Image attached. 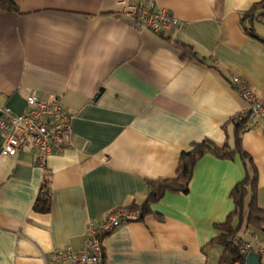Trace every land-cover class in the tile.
Listing matches in <instances>:
<instances>
[{
    "label": "crops",
    "instance_id": "1",
    "mask_svg": "<svg viewBox=\"0 0 264 264\" xmlns=\"http://www.w3.org/2000/svg\"><path fill=\"white\" fill-rule=\"evenodd\" d=\"M0 10V106L15 112L26 99L62 96L73 115L69 146L37 162L34 150L0 155V264H47L53 250H80L89 222L142 204L149 182L175 176L194 142L235 143L233 118L248 103L231 77L264 100V43L242 16L259 0H154L186 21L180 32L138 27L123 0H13ZM254 29L264 37V17ZM175 41L201 60L185 59ZM4 136L0 132V152ZM258 173L264 208V121L242 133ZM246 176L238 154H205L187 195L167 193L143 220L121 225L103 242L106 264H218L214 240L234 210L230 196ZM45 183L51 208L35 211ZM264 264V230L243 225Z\"/></svg>",
    "mask_w": 264,
    "mask_h": 264
},
{
    "label": "built area",
    "instance_id": "2",
    "mask_svg": "<svg viewBox=\"0 0 264 264\" xmlns=\"http://www.w3.org/2000/svg\"><path fill=\"white\" fill-rule=\"evenodd\" d=\"M119 4L122 12L131 16L138 27L156 33L180 32L185 28V20L169 9L158 6L154 0H123ZM231 83L248 103L247 110L238 114V120H243L246 116L250 125H259L264 121V100L245 79L232 76ZM72 120L73 115L65 110L62 96L45 101L34 94L29 95L26 109L22 113L15 112L9 106H0V132L4 136L0 155L13 157L20 150H34L37 162L45 167L49 155L60 153L69 146ZM140 216L139 209L118 208L100 223L89 222L85 246L80 250H53L46 258L47 264H106L104 239L121 225L138 221ZM232 242L247 255L260 240L257 234H253L251 241L235 235ZM263 250L259 245L258 251ZM233 264L246 262L235 261Z\"/></svg>",
    "mask_w": 264,
    "mask_h": 264
},
{
    "label": "trees",
    "instance_id": "3",
    "mask_svg": "<svg viewBox=\"0 0 264 264\" xmlns=\"http://www.w3.org/2000/svg\"><path fill=\"white\" fill-rule=\"evenodd\" d=\"M1 11H18L19 8L13 0H0ZM264 17V0H259L250 10L242 16L243 27L253 38L264 43V37L256 33L254 29L255 19ZM181 51V56L185 59L201 60L190 44L175 41ZM235 125V143L230 146L226 143L220 147L211 140L205 139L194 142L188 150H184L180 156L177 172L175 176L169 178H159L149 182V192L142 204H135L131 209H139L143 220L145 216L152 214V206L159 203L167 193H177L187 195L190 191L194 168L197 162L205 154H213L221 159H234L240 155L246 166V176L239 181L232 189L230 196L234 202V210L229 214L226 221L217 224V229L221 232L215 237V245L223 249L222 256L218 264H233L235 261L246 262V254L241 252L239 246L232 242V237L237 235L243 225L248 228H258L264 230V208L258 203V173L256 166L252 163L249 154L242 147V133L250 127L248 117L238 120V115L233 118ZM51 191L48 183H45L43 190L37 197L34 205L35 211L47 212L51 208ZM138 220V221H139Z\"/></svg>",
    "mask_w": 264,
    "mask_h": 264
},
{
    "label": "water",
    "instance_id": "4",
    "mask_svg": "<svg viewBox=\"0 0 264 264\" xmlns=\"http://www.w3.org/2000/svg\"><path fill=\"white\" fill-rule=\"evenodd\" d=\"M246 264H262L261 255L254 251H250L246 256Z\"/></svg>",
    "mask_w": 264,
    "mask_h": 264
}]
</instances>
